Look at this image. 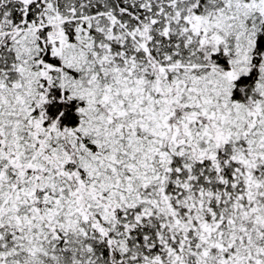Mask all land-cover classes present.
<instances>
[{"label":"snow or ice","instance_id":"1","mask_svg":"<svg viewBox=\"0 0 264 264\" xmlns=\"http://www.w3.org/2000/svg\"><path fill=\"white\" fill-rule=\"evenodd\" d=\"M0 264H264V0H0Z\"/></svg>","mask_w":264,"mask_h":264}]
</instances>
